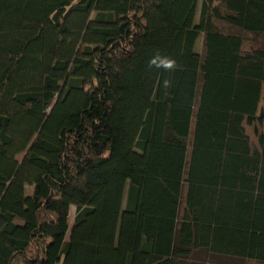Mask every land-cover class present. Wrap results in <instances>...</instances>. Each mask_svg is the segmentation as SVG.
<instances>
[{"label":"trees","instance_id":"obj_1","mask_svg":"<svg viewBox=\"0 0 264 264\" xmlns=\"http://www.w3.org/2000/svg\"><path fill=\"white\" fill-rule=\"evenodd\" d=\"M198 2L0 0V264H264V0Z\"/></svg>","mask_w":264,"mask_h":264},{"label":"rangeland","instance_id":"obj_2","mask_svg":"<svg viewBox=\"0 0 264 264\" xmlns=\"http://www.w3.org/2000/svg\"><path fill=\"white\" fill-rule=\"evenodd\" d=\"M202 1L203 0H199L198 2V11H197V16H196V22L199 21L200 19V12H201V4H202ZM202 42H203V34L200 35L199 39H198V42H197V50L201 51L202 49ZM19 159L22 158V156H18ZM33 191V187L29 186L28 189H27V192L29 194H31ZM76 207L73 205L71 206V210H70V217H69V226H70V231L73 227V223H74V218H75V215H76ZM70 231L68 233V237L70 236Z\"/></svg>","mask_w":264,"mask_h":264},{"label":"clouds","instance_id":"obj_3","mask_svg":"<svg viewBox=\"0 0 264 264\" xmlns=\"http://www.w3.org/2000/svg\"><path fill=\"white\" fill-rule=\"evenodd\" d=\"M153 63H155V61H153ZM175 65V62L174 61H168L167 64L165 66L167 67H172Z\"/></svg>","mask_w":264,"mask_h":264}]
</instances>
